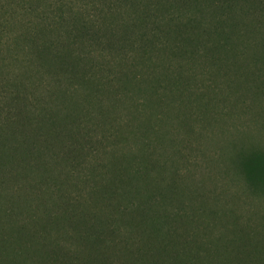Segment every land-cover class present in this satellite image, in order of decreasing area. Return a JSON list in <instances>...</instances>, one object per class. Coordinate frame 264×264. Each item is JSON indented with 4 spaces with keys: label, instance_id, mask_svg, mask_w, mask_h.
Masks as SVG:
<instances>
[{
    "label": "trees",
    "instance_id": "1",
    "mask_svg": "<svg viewBox=\"0 0 264 264\" xmlns=\"http://www.w3.org/2000/svg\"><path fill=\"white\" fill-rule=\"evenodd\" d=\"M229 70L249 131L206 195L164 175L144 116L174 114L172 95L194 113L189 78ZM108 99L143 119L136 152L87 129ZM0 264H264V0H0Z\"/></svg>",
    "mask_w": 264,
    "mask_h": 264
},
{
    "label": "rangeland",
    "instance_id": "2",
    "mask_svg": "<svg viewBox=\"0 0 264 264\" xmlns=\"http://www.w3.org/2000/svg\"><path fill=\"white\" fill-rule=\"evenodd\" d=\"M108 24L109 18H106L99 25L104 31L107 29ZM109 47H113L112 44H110ZM113 49L116 50L114 47ZM95 50L97 51L98 49L96 48ZM112 57L113 56L109 57V59ZM115 58L117 59V56H115ZM107 59L108 58H106V60ZM117 60H114V66L111 65L113 69L106 74L109 79L116 74V71H119V67H117ZM168 63L171 64V62ZM135 70L139 69L136 68ZM202 70V67H197L194 71L199 73ZM229 73L230 77H227L226 75L221 77L220 75L216 76V74H202L199 79L197 78V80L189 78L190 80L188 83L195 84V88L193 86L194 92L197 90V84L201 86V89H199V91L195 94L190 90V88L186 93L193 96L191 99H195V102L191 101L189 103V105H191L194 102L192 104L194 113L185 115L187 109L179 112L177 107H182V103H179V101L174 103V100L177 99V97L172 95L170 98L171 100L169 101H171V110H175L174 114L166 117V119L144 116L145 120L151 119V124L154 129L160 130V132L156 134V132L152 133L154 129L151 128L150 137L151 140L154 141V146L151 147L150 150L154 155V158H159V160L165 162L166 171L164 175L170 176L175 170L178 172H176V175L179 177V173L183 177H186L184 182L188 185V187L199 186L200 191H205L206 195H211L209 189L216 185L223 186L229 183L232 175L237 174L231 163V157L236 150H233L231 145L239 144L241 137H243L241 134L246 135L249 131L248 117H246L245 114L247 111V108L245 107L246 103L240 98L235 101L230 96L231 83H233V86L235 84V90L237 89V91L242 94H245V88L236 80L234 71L229 70ZM153 78H155L154 75H148L146 76V81L153 84ZM202 80H204L205 83L202 82ZM162 83L170 89L171 85L169 81H164ZM205 84L212 85L214 87L219 86L215 93L212 92L207 96L206 99L210 103L206 107L203 105V101L206 99L196 100L198 95H204V92H207ZM220 89H224V91L221 92ZM218 91H220L219 94ZM152 93L153 89L148 92L150 96ZM153 95L156 97L155 94ZM213 97L214 99H211ZM136 98L133 97L132 99ZM216 102H218V104H216ZM176 103H178L177 106L175 105ZM128 105L129 110L134 112L136 107L129 103ZM111 106L114 111H111ZM167 107L169 108V105ZM103 111L106 113L98 115L97 118L99 119H95V123L87 126V129L91 132L93 138L97 140L101 138V144L107 145L108 150H117L116 140L107 138V136L113 131L117 135L116 138L118 139L117 141H119L118 147L121 150L127 151L128 153H132L134 151L136 152V141L130 129L134 131H138V129H140V133L142 134L145 129L143 128L144 126L141 125L143 119H141L138 123H130V120L132 119L131 115L135 114L130 115L128 110H120V106H114L109 99L106 101ZM146 112L153 113L154 111L146 109L145 113ZM125 114L126 116L128 115L127 119H123V115ZM148 122L150 121L148 120ZM163 133L166 134L167 138L165 141L161 142L163 144L158 146L157 139ZM136 134L138 135V133ZM121 139L125 142H122ZM84 150H89L88 146ZM99 150L105 151L103 148H100ZM89 161L90 159L87 164ZM99 161H102L101 164H106L109 163V158L105 156V154H101L99 155ZM87 164L85 166H87ZM85 172H87V170L84 169L82 174H85ZM84 176L75 174L72 179L78 187L82 189L83 185L75 180L78 179L79 181H83L85 180ZM235 180H237V177ZM88 183L92 184L90 179ZM82 184L85 185L84 182ZM221 191L222 190L219 189V192Z\"/></svg>",
    "mask_w": 264,
    "mask_h": 264
}]
</instances>
